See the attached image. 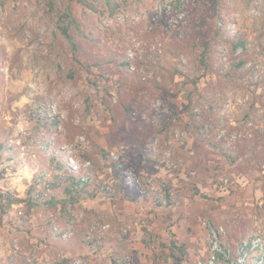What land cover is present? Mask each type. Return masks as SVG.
Instances as JSON below:
<instances>
[{
    "label": "rangeland",
    "instance_id": "rangeland-1",
    "mask_svg": "<svg viewBox=\"0 0 264 264\" xmlns=\"http://www.w3.org/2000/svg\"><path fill=\"white\" fill-rule=\"evenodd\" d=\"M114 8L0 0V264H232L264 240V0Z\"/></svg>",
    "mask_w": 264,
    "mask_h": 264
},
{
    "label": "trees",
    "instance_id": "trees-1",
    "mask_svg": "<svg viewBox=\"0 0 264 264\" xmlns=\"http://www.w3.org/2000/svg\"><path fill=\"white\" fill-rule=\"evenodd\" d=\"M76 2L82 4L85 7L91 8V9H95V3H97L98 1L101 0H75ZM105 1L106 3L109 4V6L111 7V11H114V3L115 0H102ZM47 5L49 6V9L51 11L55 10V0H47ZM80 27V23L77 21L76 17L72 14V12L70 11V9L66 8L63 12H61L58 15V19H57V29L58 31L66 38H70L71 34V30L72 28H79ZM245 46V42L242 39H238L237 42L234 43L233 47L236 49L238 47H244ZM205 50L203 51L202 57H201V61L203 63H205ZM60 165V163H59ZM60 167H63V165L61 164ZM70 177V182H68L65 186V192L67 193V195L70 198H74L75 193L77 192L76 190V186H78L80 183L75 176H69ZM60 184V183H59ZM57 184V186L59 185ZM167 191V189H166ZM5 200L8 201V204L5 206ZM23 201V198H11V197H4L3 194H0V210L1 213H6V207L11 205L14 202H21ZM61 201H66V199H61ZM162 202L160 200H157V205H161ZM174 248H176L177 250H180L182 253H185L184 248L181 246L176 245L175 243H173ZM68 260L67 259H62V260H58L55 262H50L47 264H67Z\"/></svg>",
    "mask_w": 264,
    "mask_h": 264
},
{
    "label": "built area",
    "instance_id": "built-area-1",
    "mask_svg": "<svg viewBox=\"0 0 264 264\" xmlns=\"http://www.w3.org/2000/svg\"><path fill=\"white\" fill-rule=\"evenodd\" d=\"M217 247V242H214L215 251L210 256L208 264H217V252L225 253L222 248ZM231 261L232 264H264V240L257 237L241 242L237 257Z\"/></svg>",
    "mask_w": 264,
    "mask_h": 264
},
{
    "label": "crops",
    "instance_id": "crops-1",
    "mask_svg": "<svg viewBox=\"0 0 264 264\" xmlns=\"http://www.w3.org/2000/svg\"><path fill=\"white\" fill-rule=\"evenodd\" d=\"M0 258H1V256H0ZM1 261H2V260H1ZM1 261H0V263H2Z\"/></svg>",
    "mask_w": 264,
    "mask_h": 264
}]
</instances>
